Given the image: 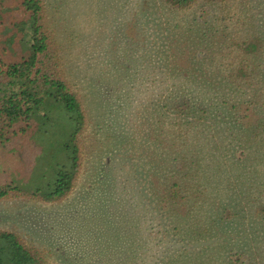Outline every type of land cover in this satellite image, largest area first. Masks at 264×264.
<instances>
[{"label":"rangeland","instance_id":"374dc122","mask_svg":"<svg viewBox=\"0 0 264 264\" xmlns=\"http://www.w3.org/2000/svg\"><path fill=\"white\" fill-rule=\"evenodd\" d=\"M44 2L87 114L82 168L61 202H0V231L53 264H264V0ZM13 34L0 22L1 63L29 56ZM20 128L1 183L39 157ZM170 174L188 190L174 217Z\"/></svg>","mask_w":264,"mask_h":264},{"label":"trees","instance_id":"16d2710c","mask_svg":"<svg viewBox=\"0 0 264 264\" xmlns=\"http://www.w3.org/2000/svg\"><path fill=\"white\" fill-rule=\"evenodd\" d=\"M164 1L186 9L198 0ZM45 19L44 0H0V22L14 32L7 44L25 42L30 49L21 62H0V156L18 127L22 134L34 130L31 138L40 148L29 177L0 182V202L13 197L61 202L73 192L82 168L81 138L87 114L65 75L58 44ZM58 117L64 124L53 125ZM175 178L168 175L164 195L172 217L188 200V190L184 193L180 184L173 182ZM0 264L53 263L44 250L27 243L19 233L0 231Z\"/></svg>","mask_w":264,"mask_h":264}]
</instances>
